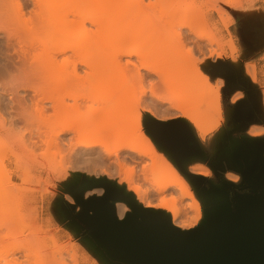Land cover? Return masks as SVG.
I'll use <instances>...</instances> for the list:
<instances>
[{
	"label": "rangeland",
	"instance_id": "1",
	"mask_svg": "<svg viewBox=\"0 0 264 264\" xmlns=\"http://www.w3.org/2000/svg\"><path fill=\"white\" fill-rule=\"evenodd\" d=\"M20 1H21L19 2L20 4L21 3L25 4V6L22 5L21 9L27 7L25 9L26 11L22 10L23 15H25L27 12L26 14L27 16L26 15L25 16L26 17L29 16L28 20H31L33 18L30 22L34 20L33 22L35 23L37 19L36 22H38V24L35 23V25L37 27L38 25L40 26L43 22L39 23V21H43V19L45 20V18L41 19L39 16H36V18L33 17L34 12L35 11L37 12L36 9L37 7H35V5L33 6V4L36 3L30 2V4H26L28 3L29 0H26V2H24L25 0L23 1L20 0ZM30 1H34V0H30ZM66 1L68 2V0ZM70 1L71 2H69L70 4L69 7L72 5V10L76 9L79 6V8L82 9L84 8L86 12H91L92 10L93 11L96 10L95 12L101 13L105 11V8L106 9L107 7L109 8L110 7L109 5L111 4L113 6L115 3L117 6L116 7L117 12H115V15H114L115 9L112 6L111 7L114 9V11L112 9L113 14L112 12L107 14H111L113 16L105 15V13H103L104 15L102 14L105 17V20L103 19L102 16L101 18L104 21L101 23L99 28L98 26H96V24L94 25V23L86 21L87 24L86 26L88 29L86 32H89L91 34L94 33L96 29H99L100 37L93 44V46L88 52H86L81 58L75 59L80 69L79 73L82 77V81L81 83L79 82V84H77L75 80H73L74 83L76 84L73 83L72 85L71 83V86L66 87L67 84H65L62 81H64L65 78L67 79V77L71 74L74 65L73 64L66 65L63 62V64L65 65L63 66L62 65L63 60H61V62L59 61L60 64L57 63L58 66H54L56 65V63H54V65H51L53 67H50V63H48L47 60L49 58L47 57L49 56L47 54L49 53L45 52L46 50H44L42 53L43 46L42 44L40 45L37 42V47L39 48V50L37 48V51L39 52L34 51V53L37 52V55L41 54L39 58L40 62L46 59L45 57H47L46 59L47 65L46 64L45 65L50 69L48 68L46 69L45 67L44 69H42L43 71L42 73L43 74L45 73L46 75H41L42 73H40V75L38 74V76L35 77V79L37 78L36 80L35 79L32 80L33 82L32 84L35 85L34 87L35 90L23 89V87H21L22 89L19 88L18 86L19 84H17L18 81L13 82L12 80H15L16 77H18V75L21 76L23 72L19 71L21 73L19 74L17 65L15 66V69H11L13 67L11 66L10 71H8L9 67H7L8 65L6 66L7 59L5 58V54H3L6 51L5 44L7 40L6 38L7 34L6 32L4 34L5 30L2 31L0 30V45H2L1 47L3 48V50L0 51V149L7 148L9 150L8 154L5 156L4 154H2L0 150L1 153L0 162L2 163L13 162L15 160L16 162H19L20 168H22L23 170L25 169L27 171L26 173V171L24 170L25 173L22 174L21 176L15 175L14 179L11 178L7 179L8 178L7 175L4 178L2 174L3 172L1 171V167H0V178H1L0 195L1 196H3L4 194L7 195V200L5 201L3 200L4 204H2L1 201V205H0V234L2 237L3 236L6 237V238L4 237L2 238L0 236V239H2L1 245L3 244L2 247H0V251L4 252L6 249H9L8 247L10 246H8V243L11 245L12 248V246L15 245L14 243H16L17 246H13V247H18L20 246L19 243L22 242L20 244L26 247V251L20 253L17 252L16 260L21 263L24 262L23 264H32L35 261L33 260V257L38 260L37 264H48L47 262L50 261H54L52 262L53 264L55 263L58 264L56 261L60 260V258L61 260L63 259V264H72V263L107 264L104 261V259L101 258V256L95 250V248H93L88 243V241L84 237V234L80 233L75 227L71 226L69 221L65 219V217L59 210V203L63 199L73 204L76 203L73 195L69 192L67 186L68 184L74 182L77 178L81 177L82 175H87L91 178H108L112 181L117 182L120 186H125L128 191L133 192L128 188L129 181L128 179H126L127 176L125 171H126V167L129 166L130 169H133L132 167L134 166L135 167L134 168L135 170L133 169L134 173L129 172L131 170H127L131 178L133 177L132 181L134 183L137 182V185L138 184L142 185V188L145 190L148 189L149 187L148 189L149 197H150L149 201L154 205L159 204L161 199V194L157 193V191L153 188L154 187V185H152L153 183L149 182V181L153 182V180L144 179L143 177L144 173L142 172L143 169L140 168L142 167V162L138 164V162L135 161L133 158H131V156L128 153L127 154L121 153L120 156H118L119 157L118 158L117 156H115V154L113 155V153L111 155L104 154L106 153V151L102 148L100 149L99 147L97 148L96 152L85 153L81 151L79 153L80 155L77 156L76 154L73 155L72 153H67L68 149L65 145L58 146L55 144L56 145L55 147L54 143L49 144L46 141L45 144H42L44 141L42 142L40 141V138H38L40 137V134L41 135L44 134L43 137L45 136L46 139L45 137L44 139L47 140L48 138L50 139L52 135H54L52 134L54 132H51L52 130H50L48 132L50 133V135L52 134L50 136L46 132L47 127L43 128V126H45L43 125L44 122H41L42 124L40 123L42 125L41 126L39 124L40 121L38 119L35 120L36 118H34L33 120L30 119V121L32 122H27L29 121L27 120L28 116L31 114L29 113L28 116L26 114L30 111L33 114L35 112L33 111V107L30 106L32 105V103H30L31 100L29 101L31 97H34L35 92L38 91L40 95L46 94V96L48 97L53 96L61 99L65 98L63 100H67L68 102H72L73 101L72 99H74L77 96H89L91 98H95L98 101V106L105 109L110 108L111 106L112 107L115 106L116 103L108 104L101 99L102 97H111L113 94H117L113 96L115 102H119L121 104L130 102L129 104L130 110L124 116L117 118L116 124L128 123L129 129L136 131V136L131 140V143L139 144L143 148L145 147L151 148L154 152L160 155L162 162H165L167 159L171 160L172 166L166 172L175 175L179 174L180 176L182 175V177L186 181H189V184L191 185V191L194 194V198L198 202H200L203 206V212L205 211V204L201 200L198 191L191 183L190 179L181 172V170L173 162L169 154L161 150L154 141V139L152 138V136L147 133L144 124L146 115L151 114L156 118L164 121H169L175 118H181L186 114L196 119L197 123L206 130L205 137H202L200 135L196 126L191 121L189 120L187 121L191 125L193 131L195 132L197 139L200 145L202 146V148L204 149V151L206 152L208 158L206 160L195 159L189 162V164L187 165V169L195 174L206 176L217 184H221L224 181H232L234 183L239 184L242 181L241 174L236 170H234L233 168L229 167L226 162V157L231 149V145L234 140L242 139L244 137L264 138V0H224V2H220L218 0H211L213 1V3L216 2L217 6H214L213 3L206 2L205 0H197V1L174 0V4H173V0L172 1L166 0L167 3L164 0H159V3H155L158 0H145L146 2H144V4L143 3L134 4L131 2H127L128 4L125 3L124 5L123 3L120 5L118 3V0H70ZM204 1L208 5L205 4ZM150 2H154L155 4L152 3L154 5L151 6ZM0 3H3V6L0 5L1 7H3L2 9L0 8V11L7 12L8 10L9 12V13L7 12L6 16L12 13L10 11H13L15 14H17L15 12L16 10V7L14 6L15 3L13 5L12 0H9V2H7V4L9 3L8 5L4 2H0ZM71 3H75V4H71ZM61 4H62V0H61ZM212 4L214 8H212ZM220 4L223 7L221 8L223 9V11L222 10L219 11ZM66 5L68 4L65 3L64 11H66L68 7ZM209 5L211 6V8ZM4 6H6L5 7L6 9H4ZM7 6H9V8L11 6L10 11L9 9H7L8 8ZM48 6H50V3L47 4L46 6H43L42 12H45ZM196 6L202 8L204 12L207 11L206 13L207 14L209 13L208 14L209 17L212 15L211 18L208 19L209 23L205 28L206 31L211 33V35L215 36L217 39L222 41V44L224 46L223 48H221L222 50L220 49V46L217 48L215 47L214 44H210V42L208 43L209 41L208 39H204V40H200V42L203 45V49H200L199 51L198 46L195 43L196 40H198L199 38L197 37V34L195 35L194 33H192L188 27L190 23H194L195 21V20L193 21L192 14L194 12H195L194 14H196L197 11H194ZM33 7L35 8V10L33 9ZM111 7L109 8L110 10L109 9L107 10L111 11ZM28 9L31 11L32 17H30V12H28ZM18 12L21 13L19 9ZM1 13L2 12H0V14ZM14 13L13 15H15ZM74 13H70V16L68 14L67 17L68 18L75 17ZM94 13H88V14L85 13L83 16H86V14L87 16H89V14L90 15L92 14L94 16L95 15ZM100 13H96V14H100ZM222 13H223V17H220L221 16L220 14ZM168 14L169 15L172 14L171 17H168L169 16ZM173 14H175L174 16L176 18L173 17ZM18 15L22 16V14H18ZM3 16L6 17L5 14ZM3 16L1 19L5 21V18ZM122 16H124V19H130V17H132V19H130L131 22L139 21L137 24L138 27H136L134 23L133 24L130 23L129 22L130 20H128V22L125 21ZM37 17L40 19H38ZM75 18L77 19V15ZM79 19H77V21ZM164 20H166L165 22L167 25L165 24ZM3 21L1 22L0 20L1 25ZM26 21L27 20H25V22ZM140 21L144 23V27H142L143 24L142 26L141 24H139ZM184 21L187 23L184 24ZM21 22L20 21L18 22V20L16 21L19 27L22 26L21 24H19ZM28 22L29 21H27L26 23L29 24L27 30L32 29L30 27H33L32 23L30 24ZM72 22L73 25H75L76 21L74 22L73 20H71V23ZM81 23L82 21L81 22L79 21L77 28L76 26H74V28L76 29V30L74 29L75 31L80 32L78 31V29L79 27H81L82 25ZM130 24L135 26L134 29L137 28L136 30L138 31L133 29L134 31L137 32L136 34H134L135 32L133 33L131 32L133 26H131ZM55 25L56 23L54 24V26ZM139 25L143 28L142 30H139L140 28ZM43 26L44 27H41L43 28L41 31L36 27L37 30L39 31V33H37L39 39L35 36L36 39H38L37 41H40V37L42 41L48 40V38L52 35H55V32L57 31V29L55 28L54 30H50V29L46 30L45 24ZM22 27L25 28L27 26H22ZM22 27L20 28L23 31L24 28L22 29ZM119 27H121V31H118ZM219 27L221 28L219 29ZM65 29L67 28L65 27ZM158 30L160 31V33L162 32L160 36H158L159 34H157ZM179 30L181 33L179 32ZM33 31L31 32L32 34ZM75 31H73V33H77ZM81 32L85 34V31L83 32V29L81 30ZM122 33L125 36L128 34L129 37V38L128 37L125 38L124 42L121 39V36L123 35ZM177 33L182 34L183 37L186 36L190 39L189 40L190 42L188 41V47L191 45L189 48L192 47L195 48L194 51L196 52L194 55H190V53L188 52L189 51L188 47L186 48L188 51L186 49L185 50L189 54L184 55L185 52L183 51L184 52L183 53L182 50L181 52L177 53V54H181L182 56L175 55V53L170 49V47L169 48L167 47L168 45L171 46L172 44L175 47L179 46V45L176 46L179 41V39L177 40L176 38V36H178ZM118 34H120V40H122V43H120L117 39L119 38ZM116 35H118V37ZM161 41L163 42V44H161L162 43ZM35 45L36 43L34 44V47ZM122 46H127L129 50L136 49L138 51L143 52L146 60H149L155 66H159V65L161 66L162 64V67L163 66L165 67L167 65L172 64L173 66L174 64H176L175 68L177 69L180 67H181L180 69L186 67L185 69L188 70L187 72H190L189 75L187 74L189 77L186 75L188 78L184 77L185 79H183V76H180L182 79H178L175 78V74H173L174 76L171 74L173 78H170L169 81L168 80L169 74H168V79H165L168 80V82H166L167 84H165L164 83L165 80H163L165 76L160 77L156 74H150L148 73L147 70L142 69L141 71L146 75L147 79L145 81V84L143 85L144 88H146L145 89L146 95L143 96L144 99L141 102H138L135 99L139 95V92L141 93L144 90L143 86L138 84L135 86V87L138 86L137 90L134 89L135 90L134 92H129L125 94L119 93V85L117 84L116 86H113L111 88L95 87L94 82L96 79H99L100 77L111 78V77L122 76V78L119 79L120 81H122L124 78H128L130 81L134 79L132 82L138 83V81H135V74H136V68L140 67L142 61L141 54L137 53L134 54L132 57L128 58L130 60V63H126L127 57H124L123 63L126 64V67L123 71L122 70L120 71L118 68H116L110 63L109 57L113 52V50L121 49ZM209 47L211 48V50ZM40 48H41V53H40ZM167 48L171 50V52H173V55H168L169 50ZM178 48H175V50ZM215 48H217L218 50H216ZM212 49L216 50V52H214L213 55L210 53L213 51ZM219 49H220L219 53L222 54V58H218V55L216 54L219 51ZM44 53L47 56L43 57ZM88 60L93 61L94 64L92 66H87L85 63L81 62V61L86 62ZM8 62L11 63L12 61L9 60ZM220 63H227L231 65L235 70V72L239 74L241 78L247 79L251 82L253 86L254 94L258 99V104L261 112L260 116L258 117V120L246 121L244 124H242L241 120H239L236 117L235 110L237 104L244 100L249 101L250 95L242 87H239L230 93L225 92L227 88L226 78L221 76H214L211 74V68L215 65L216 66L219 65ZM41 66L42 64L36 63L33 64V67L31 65L30 68H28V70L29 69L34 70L37 67H41ZM5 68L7 69V71ZM11 70L12 71L14 70L12 72L13 74L11 73ZM15 70L17 71L16 73ZM47 70L49 71V73L51 72V75L48 73ZM14 73H15V77H14ZM17 73L18 75L16 76ZM170 73L172 72L170 71ZM11 77H13V79ZM45 77L48 79V81ZM161 79L163 80V82L160 81ZM40 82L41 85L39 84ZM44 82H46V84ZM62 83L65 85L64 87ZM67 83H69V81ZM155 83L157 84L156 87H154L156 85ZM42 84L43 87H41ZM15 85L18 87L14 89ZM44 85L46 86L45 89H44ZM36 86L38 88H36ZM47 86L51 88H48ZM53 86H56V88ZM40 87L42 88L44 93L46 92L45 94L44 93L42 94L41 92L42 90H40L41 89ZM154 88L155 91L162 96V98L164 97L163 98L164 102H160V100L158 101L157 98L153 97L151 91L154 90ZM32 91H34V93ZM38 93L36 94L38 95ZM168 100L173 102L176 101V103L178 102L179 104L177 106V109H174L175 104L174 103L170 104ZM26 101H28V103ZM92 103L94 102L88 101L80 109H74V110L71 109L69 110L70 112L68 111L69 113L67 115L74 116L79 112L85 113L87 112L88 105L90 106L92 105ZM179 105L182 106V110L180 109ZM12 107L14 108L12 109ZM21 107L22 109L19 110ZM15 108L16 111L19 113H16ZM17 108L19 109L17 110ZM23 109L26 110V112ZM48 109L50 110H48L49 113L47 115H49L48 118L50 119L49 121L47 120L48 125L46 126H49L48 129H50V127L53 124H55L58 118L52 116L54 115L55 112L51 110V108ZM23 111L27 117L24 115ZM21 113L27 118L26 120H24L25 118L24 116L22 117ZM100 114L101 113L98 112V116H100ZM35 122H38V124L37 123L35 124ZM32 123L35 126H33ZM38 125L40 126L38 127V129H36L37 128L36 126ZM41 128H43L42 131H44V129L46 128L44 132H46L49 136L44 132L41 133ZM35 130L37 131L40 130V132H36ZM37 134H39V136H37ZM71 135L72 134L70 133L65 134L62 136V139L68 141ZM32 139L34 141H37L38 143L40 142L42 143L40 144V146L39 145L37 146V144L35 146V142H32ZM59 147L61 148L59 149ZM62 148L63 150L66 149L67 152L66 151L64 152L68 154V156L63 151H61ZM102 150H104L105 152ZM107 155L109 158L105 157ZM70 156L72 158L73 157L75 158L71 159ZM83 157L89 160V164L88 161L85 160ZM145 159L149 162H152L151 158L149 157H146ZM67 160L70 163H68ZM118 160L121 161L122 164L125 163L124 164L125 166L123 165V167H120L121 163ZM76 161L79 162L77 163ZM93 161H95V163H93ZM126 161L130 164H128ZM117 162L120 165L119 167L116 164ZM97 163L98 165H96ZM131 163L133 164V166ZM212 164H216L217 167H213ZM101 165L102 166L104 165L103 166L104 168ZM9 166L11 170L15 168V167L13 168V164H9ZM103 169L108 170L110 174L108 172H105ZM123 169H125V171ZM136 170H138V172L140 173L137 172L135 173ZM130 173L131 174L133 173L132 174L133 176ZM142 173L143 175H141ZM120 174H122L123 176L122 179H120L121 176ZM3 180L6 181L7 183L4 182ZM22 187L25 188H23L22 190ZM172 191L173 189L170 188V190H168L166 194L169 195L170 193H172ZM8 192H9V197H8ZM103 192L104 190L95 189L89 191L87 193V196H91L93 194H102ZM135 196L137 197L136 194ZM194 198H190L187 201L193 203ZM129 211H131L130 207H129ZM190 215L195 216L196 215L195 210L190 209ZM203 219H204V215L203 218L200 219V223L203 221ZM190 221H194V220L191 219ZM5 240L6 241L8 240L9 242L8 241L6 242ZM19 240L20 242H18ZM55 241L56 243L53 244V242ZM3 242H5L6 244ZM58 248L61 249H59L60 251H57L56 253L55 249L58 250ZM27 250H30V253L33 251L32 253L35 256H32L30 254L28 255V257L24 256V254L26 255V252L28 253ZM73 255L75 257H73ZM55 256H57L59 259L56 258ZM31 258L33 261L31 260ZM29 261H31L32 263L31 262L29 263Z\"/></svg>",
	"mask_w": 264,
	"mask_h": 264
},
{
	"label": "bare ground",
	"instance_id": "2",
	"mask_svg": "<svg viewBox=\"0 0 264 264\" xmlns=\"http://www.w3.org/2000/svg\"><path fill=\"white\" fill-rule=\"evenodd\" d=\"M23 1V0H22ZM164 1H166V0H164ZM168 1V0H167ZM167 1H166V3H167ZM170 1H172V0H170ZM197 1V0H196ZM206 2H211V3H213V1H211V0H209V1H207V0H205ZM204 1V3L205 4H207L206 2ZM218 1H220V2H224V0H218ZM0 2H4V3H6L7 4V2H9V0H0ZM11 2V1H10ZM12 4L14 5V3H15V7H16V10H15V12L17 13V14H15L13 11H10V8H11V6H10V8H9V6H7L8 8L7 9H9V11L10 12H12V13H10V14H8V16H6L7 15V12H8V10H7V12H4V11H0V12H2V13H4L5 14V16L6 17H4L3 15L4 14H0V16L2 15L4 18H5V21H3L1 18H2V16H1V18H0V20H1V22L3 21V23H2V25H1V22H0V30L2 31V30H5L4 31V34H5V32H6V34H7V40H6V51L5 52H7V53H3V54H5V58L7 59V64H6V66L7 67H9L8 69V71H10V67L11 66H13L11 69H15V66L17 65V67H18V72L20 71V72H23V74H21L20 72H19V74H21V76H23V77H21L20 75H18V73L16 74V76L18 75V77H16V79L15 80H12L13 82H16V81H18V83L17 84H19L18 86H19V88H21V87H23V89H33V90H35L34 89V87H35V85H33L32 83V80L33 79H35V77L36 76H38V74L40 75V73H42L43 71H42V69H44L45 67H46V69L48 68L46 65V59H47V57H49L47 60H48V63H50V67H53V66H51V65H54V63H56V65H54V66H58L57 65V63L58 64H60L59 63V61L61 62V60H63L62 61V65L63 66H65L64 64H63V62L66 64V65H69V64H73L74 65V68H73V71L71 72V74L68 76L69 77V80H68V77H67V79L65 78L64 79V81H62V82H64L65 84H67L66 85V87L67 86H71V83H72V85H73V83H74V81L73 80H75V82L77 83V84H79V82L81 83V81H82V77H81V75H80V69H79V66L77 65V62H76V60L75 59H78V58H81L86 52H88L90 49H91V47L93 46V44L98 40V38L100 37V35H99V29H96L95 31H94V33H89V32H86L88 29H87V24H86V21L88 22H92V23H94V25L96 24V26H98V28L100 27V25H101V23L105 20V17L103 16L104 14L103 13H105V15H110V16H113V15H111V14H107V13H111L112 12V14H113V11H114V9H115V11H114V15H115V12H117V9H116V4L114 3V5L112 6V4L111 5H109L110 7H111V11H109L110 9V7L108 8L107 7V9H109V10H107L106 8H105V11H103V12H95V11H91V12H86V10L83 8H79V6L78 5H75V6H78L76 9H74V10H72V5L69 7V2H71L70 0H68V2L66 1V0H64V2L66 3V4H68V5H66V6H68L67 7V9H66V11H64L65 9H64V5H65V3L63 2V0H62V4H61V0H60V2H59V0H34V1H28V3H26V4H30V2H34V3H36L38 6H40V7H38L36 4H33V6L35 5V7H37L36 9H37V12L35 11H32V12H34V14H33V17L34 18H36V16H39L41 19H43V18H45V20L43 19V21H39V23L40 22H45L44 24H45V28H46V30L47 29H50V30H54V28L55 29H57V31L56 32H58V33H56L55 32V35H52V36H50L49 38H48V40H45V41H42L41 40V37H40V41H37L38 39H39V36H38V34L37 33H39V31L37 30V28L41 31L43 28H41V27H44L43 25V23L39 26L38 25V27L35 25V23L36 24H38V22H36L37 21V19H36V21H35V23L32 21V22H30L31 20H28V18H29V16L28 17H26L27 15V12H26V14H25V12H24V14L26 15H23V12H22V10H25L27 7H25V8H22L21 9V7H22V5H24L25 6V4L23 3H19V2H21L20 0H12ZM24 2H26V0L24 1ZM127 2H131V3H134V4H139V3H143L144 4V2H146L145 0H118V3L121 5L122 3H123V5L126 3V4H128ZM176 2V1H175ZM50 3V6H48V8H46V10H47V12H46V10H45V12H42L43 11V6H46L47 4H49ZM64 3V4H63ZM152 3H154V2H150V5L151 6H153L155 3H159V0L157 1V2H155L154 4H152ZM165 3V2H164ZM201 3H202V1H201ZM219 3V2H218ZM5 4V5H6ZM9 4V3H8ZM7 4V5H8ZM52 4V5H51ZM71 4H75V3H71ZM170 4V3H169ZM173 4H174V0H173ZM204 4V5H205ZM214 4V6H217L216 5V2L215 3H213ZM213 4H212V8H214L213 7ZM0 5L1 6H3V3H0ZM11 5V4H10ZM19 5V6H18ZM208 5V4H207ZM211 5V4H210ZM209 5V6H210ZM0 6V8L2 9L3 7H1ZM28 6V5H27ZM31 6V5H30ZM29 6V7H30ZM6 6H4V9H6L5 8ZM19 7V8H18ZM42 7V8H41ZM197 7V6H196ZM195 7V9H194V11H197L196 12V14H192L193 15V21H194V23H190L189 25H188V27H189V30L192 32V33H194L195 35L197 34V37L199 38L198 40H196V44H197V46H198V49H199V51H200V49H203V45H202V43L200 42V40H204V39H208V40H206V41H208V43L210 42V44H214L215 45V47H219L220 46V49L221 48H223L224 46H223V44H222V41H220L219 39H217L215 36H213V35H211V33L210 32H208V31H206V26L208 25V23H209V18H211V16L209 17L208 16V14L206 13V12H204V10H202V8H200L199 6L196 8ZM207 8V7H206ZM210 8H211V6H210ZM215 8H217V7H215ZM220 9H219V11H223V9H221V8H223L222 6H221V4H220V7H219ZM3 9V10H4ZM18 9H19V11L21 12V13H19L18 12ZM33 9L35 10V8L33 7ZM32 9V10H33ZM82 9V10H81ZM112 9H113V11H112ZM40 12H39V11ZM70 10H72V11H70ZM75 10H76V12H75ZM6 11V10H5ZM26 11V10H25ZM85 11V12H84ZM218 11V12H219ZM28 12H30V17H32L31 16V11L28 9ZM68 12V13H67ZM75 12V13H74ZM80 12V13H79ZM95 12V13H94ZM172 12V11H171ZM9 13V12H8ZM13 13L15 14V15H13ZM42 13V14H41ZM46 13H47V15H46ZM67 15H66V14ZM70 13H74V16L76 17V15H77V19H79V17H80V19L77 21V19L75 18V17H73V18H75V19H73L72 17V19L69 17H67L68 16V14H69V16H70ZM83 13V14H82ZM85 13H94L95 15L93 16L92 14L90 15L89 14V16H87V14H86V16H83ZM96 13H100V14H96ZM168 13V12H167ZM221 13V12H220ZM12 14V15H11ZM18 14H22V16L21 15H18ZM44 14V15H43ZM82 15V17H81V15ZM103 14V15H102ZM170 14V13H169ZM168 14V15H169ZM71 15H73V14H71ZM98 17H97V16ZM172 15V14H171ZM171 15H169L168 17H171ZM175 14H173V17H175L174 16ZM188 15V14H187ZM221 16L220 17H223V13L222 14H220ZM21 17V18H19V17ZM25 18H24V17ZM42 16V17H41ZM44 16H46V17H44ZM103 16V19L104 20H102V17ZM195 16V17H194ZM23 17V18H22ZM84 17V18H83ZM107 17V16H106ZM123 17V19H124V16H122ZM18 18V19H17ZM38 18V17H37ZM40 18H38V19H40ZM82 18V19H81ZM125 18H127V17H125ZM129 18V17H128ZM176 18V17H175ZM174 18V19H175ZM23 19H25V20H27V21H29L28 23H32V26L33 27H30V28H32V29H29V30H27L28 29V25L29 24H26L27 23V21L25 22V20H23ZM130 19H132V17H130ZM130 19H124L125 21H127L128 22V20H130ZM164 19V18H163ZM169 19V18H168ZM186 19V18H185ZM184 19V20H185ZM190 19V18H189ZM224 19V18H223ZM18 20V22L20 21H22L21 23H19V24H21L22 26H27V27H22V26H20V27H22V29H23V31L21 30V28L17 25V23H16V21ZM70 21V23H69V21ZM71 20H73L74 22H75V25H73V22L71 23ZM133 20H134V18H133ZM176 20V19H175ZM211 20V19H210ZM215 20V19H214ZM79 21L81 22L82 21V25H81V27H79V29H78V31H80V32H77V31H75L76 29L74 28V26H76V28H77V26H78V24H79ZM166 20H164V22H165ZM191 21V20H190ZM130 23H134V25L136 26V27H138L137 26V24H138V22L139 21H132L131 22V20L129 21ZM171 22H172V20H171ZM189 22V21H188ZM23 23V24H22ZM46 23H48V24H46ZM56 23V27L54 26V24ZM170 23V22H169ZM168 23V24H169ZM185 23H187V22H185L184 21V24ZM26 24V25H25ZM52 24V25H51ZM77 24V25H76ZM104 24V23H103ZM139 24H141V26H142V24H143V26L142 27H144V23L143 22H141L140 21V23ZM165 24H166V22H165ZM214 24V23H213ZM37 27H35V26ZM48 25V26H47ZM71 25V26H70ZM131 25V24H130ZM134 25H131V26H133L132 27V30H131V32L133 33V32H135L134 34H136L137 32L136 31H138V30H136V29H134L135 28V26ZM167 25V24H166ZM31 26V25H30ZM48 28H47V27ZM52 26V27H51ZM68 26V27H67ZM140 25H139V27L141 28H139V30H142L143 28L141 27ZM173 26V25H172ZM183 26V25H182ZM212 26H214V25H212ZM65 27L67 28V29H65ZM86 27V28H85ZM209 27V26H208ZM36 28V29H35ZM44 28V29H45ZM51 28H53V29H51ZM85 28V29H84ZM123 28V27H122ZM199 28V29H198ZM201 28V29H200ZM212 28V27H211ZM216 28V27H215ZM218 28V27H217ZM221 27H219V29H220ZM75 29V30H74ZM83 29V32L85 31V34L84 33H82L81 32V30ZM130 29H131V27H130ZM136 30V31H134V30ZM181 29V28H180ZM204 29V30H203ZM36 30V31H35ZM75 31V32H77V33H79V34H77V33H73V31ZM98 30V31H97ZM127 30H128V28H127ZM200 30H202V31H200ZM209 30V29H208ZM29 31H30V34H29ZM33 31V34L31 33ZM49 31V30H48ZM118 31H121V27H119V29H118ZM211 31V30H210ZM28 32V33H27ZM127 32V31H126ZM159 32V33H158ZM176 32H178V31H176ZM179 32H180V30H179ZM119 33H121V32H119ZM125 33V32H124ZM162 33V32H161ZM161 33H160V31L158 30L157 31V34H159L158 36H160L161 35ZM181 33V32H180ZM212 33H214V32H212ZM219 33V32H218ZM29 34V35H28ZM37 34V35H36ZM76 34V35H75ZM123 34V33H122ZM121 34V35H122ZM129 34H130V32H129ZM178 34V36H176V38H177V40L179 39V41H178V43H177V45L176 46H178V47H175L173 44L170 46V45H168L167 47L169 48L170 47V49L175 53V55H178V56H182L181 54H177L178 52H181V50H182V52L184 51L185 52V54L184 55H186V54H189L190 53V55H194L195 54V52L196 51H194V49L195 48H189L188 47V41L190 40L188 37H183L182 36V34H179V33H177ZM176 34V35H177ZM188 34V33H187ZM119 35V38H117L118 39V41L120 42V43H122V40H123V42L125 41V38H127L128 37V34L125 36L124 34L121 36V39L122 40H120V34H118ZM118 35H116L117 37H118ZM219 35V34H218ZM34 36V37H33ZM38 38V39H36V37ZM131 36V35H130ZM123 37V38H122ZM35 38V39H34ZM129 38V37H128ZM37 42H38V44H42V46H43V49H42V53H43V51L44 50H46L45 52H48L49 54H47V55H49V56H47V55H45V53L42 55L43 57H45V56H47V57H45L46 59H44L43 61H41L40 62V55L41 54H39V55H37V52H39V51H37ZM162 42V41H161ZM190 42V41H189ZM30 43V44H29ZM36 43V45H35V47H34V44ZM176 43H174V44H176ZM207 43V42H206ZM226 43V42H225ZM31 44H32V46H31ZM161 44H163V42L161 43ZM207 45V44H206ZM217 45V46H216ZM2 45H0V47H1ZM4 46V45H3ZM208 46V45H207ZM41 47V46H40ZM189 48V51L186 49V48ZM211 47V46H210ZM209 47V48H210ZM2 48V47H1ZM0 48V51L1 50H3V48L1 49ZM36 48V49H35ZM167 48V49H168ZM175 48H178V49H176L175 50ZM207 48V47H206ZM217 48H215L216 50H218ZM189 52H187L186 50ZM213 50L212 52H210L212 55H213V53L214 52H216V50ZM220 49H219V51L216 53L217 55H218V58H222V54L221 53H219L220 52ZM38 50H39V48H38ZM169 50V49H168ZM171 50H169V53H168V55H173V52H171ZM175 50V51H174ZM210 50H211V48H210ZM222 50V49H221ZM34 51H37L36 53H34ZM183 52V53H184ZM187 52V53H186ZM207 52H209V51H207ZM40 53H41V48H40ZM137 53H139V54H141L142 55V61H141V64H140V67H137L136 68V74H135V81H138V83L137 82H132L133 80H129L128 78H124L122 81H120L119 79H121L122 78V76L121 77H109V78H104V77H100L99 79H96L95 80V82H94V86L95 87H98V88H111V87H113V86H116V84L117 85H119V93L120 94H125V93H129V92H134L135 90L134 89H138V86L137 87H135L137 84L138 85H141V86H143L144 84H145V81H146V75L141 71L142 69H145V70H147L148 71V73H150V74H156V75H158V76H160V77H164L165 76V78L163 79V80H165V79H168V74H169V81H170V78H173V74H175V78H178V79H182L180 76H183V79H185L188 75H189V73L190 72H187L188 70L187 69H185L186 67H183V69H180V68H175V65L176 64H174L173 66H172V64L171 65H167V66H163L162 67V64H161V66L159 65V66H155V65H153L149 60H146V58H145V56H144V54H143V52H141V51H138V50H136V49H133V50H129L128 49V47L127 46H122V48L121 49H114L113 50V52L111 53V55H110V57H109V59H110V63L113 65V66H115L116 68H118L120 71L122 70H124L125 69V67H126V64L125 63H123V60H124V57H127V60H126V63H130V60L128 59V58H130V57H132L134 54H137ZM209 53V54H210ZM190 55H188V56H190ZM207 56V55H206ZM204 57V56H203ZM196 58V57H195ZM39 61H38V60ZM145 59V60H144ZM9 60H11L12 62L10 63V62H8ZM36 60H37V62H36ZM75 60V61H74ZM40 63V64H42V66L41 67H35L36 69H32V70H28V68H30V66L32 65V67H33V64H36V63ZM43 62V63H42ZM82 63H85L87 66H92L93 64H94V62L93 61H91V60H88V61H81ZM46 64V65H45ZM5 66V65H4ZM38 66V65H37ZM59 66H61V65H59ZM56 68V67H55ZM6 69V68H5ZM48 69H50V68H48ZM177 69V70H176ZM16 70H17V68H16ZM15 70V73L17 72ZM176 70V71H175ZM5 71V70H4ZM6 71H7V69H6ZM5 71V72H6ZM14 71V70H13ZM12 70H11V73L13 72ZM48 71V70H47ZM170 71L172 72V73H170ZM173 71H175V72H173ZM8 73V72H7ZM15 73H14V77H15ZM48 73H49V71H48ZM9 74V73H8ZM13 74V73H12ZM11 74V75H12ZM50 75H51V72L49 73ZM173 76H172V75ZM178 74V75H177ZM188 74V75H187ZM10 75V74H9ZM41 75H46L45 73L43 74H41ZM171 75V76H170ZM187 75V76H186ZM47 76H48V74H47ZM177 76V77H176ZM50 77V76H49ZM185 77V78H184ZM189 77V76H188ZM187 77V78H188ZM12 79H13V77H11ZM42 78V77H41ZM46 78V77H45ZM219 78V77H218ZM37 79V78H36ZM35 79V80H36ZM39 79V78H38ZM44 79V78H43ZM47 79V78H46ZM163 80L161 79L160 81H162L163 82ZM168 80H165L164 81V83L165 84H167L166 82H168ZM220 80V79H219ZM11 81V80H10ZM38 81V80H37ZM47 81H48V79H47ZM46 81V82H47ZM69 81V83H67ZM223 81V80H222ZM35 82V81H34ZM46 82H44L45 84H46ZM36 83V82H35ZM76 83H74V84H76ZM154 83V82H153ZM153 83H152V85H153ZM13 84V83H12ZM40 85H41V82L39 83ZM49 84H50V82H49ZM52 84V83H51ZM63 84V83H62ZM156 84V83H155ZM18 86H16L15 85V87H14V89L15 88H17ZM65 85L63 84V87H64ZM157 86V84L154 86V87H156ZM41 87H43V84H42V86ZM40 87V88H41ZM48 87V86H47ZM53 87H55L56 88V86H53ZM36 88H38L37 86H36ZM46 88V86L44 85V89ZM48 88H51V87H48ZM151 88H153V87H151ZM22 89V88H21ZM144 89V90H143ZM143 91L140 93L139 92V95L135 98L138 102H141L144 98H143V96L144 95H146L145 93H146V91H145V89L146 88H144V86H143ZM39 90V89H38ZM40 90H42V88L40 89ZM53 90V89H52ZM27 91V90H26ZM46 91V90H45ZM50 91V90H49ZM33 93H34V91H32ZM42 92V94L44 93V91L42 90L41 91ZM152 92V95H153V97L154 98H157V100L159 101L160 100V102H164V97L162 98V96L161 95H159L156 91H155V88H154V90H152L151 91ZM36 93H38V91L37 92H35V95L34 94H31V95H34V97H31V99H29V101L31 100V102L30 103H32V105H30V106H32L33 107V111H35L34 112V114L33 113H31V111H30V109H29V111L30 112H28L26 115L28 116V114L30 113L31 115H29L28 116V119L26 118L27 116L25 115V113H24V111L26 112V110H24L23 111V113H24V115L26 116H24V115H22V113H21V115H22V117L24 116V120H29V121H27V122H32V121H30V119H34V118H36L35 120H39L38 122H39V124L41 123V122H44L43 123V125H45V126H43V128L44 127H47V130H46V132L48 133L50 130H52L51 132H54V133H52V134H54V135H52V137H50V139L48 138L47 140H45L46 139V137H45V139H44V137H43V135H41L40 134V137H38V138H40V141H44L43 143L42 142H40V143H38L37 141H34L33 139H32V142H35V146H36V144H37V146L39 145L40 146V144L42 143V144H45V141L47 142V143H49V144H52V143H54V145L56 144V145H61V146H63V145H65L66 147H67V149H68V152L66 151V149H64L63 150V148H62V150L61 151H66L67 153H72L73 155H80L79 153L81 152V151H83V152H85V153H93V152H96L97 151V148H99L100 147V149L102 148V149H104L105 151H106V153H104L105 151L104 150H102V151H104V152H102V153H104V154H109V155H111L112 153H113V155L115 154V156H120V154L122 153H128L130 156H131V158H133L135 161H137L138 162V164H140L141 162H142V167H140V168H142L143 170H142V172L144 173V175H143V173L141 174V175H143V177H144V179L145 180H153V182H151V181H149L150 183H153L152 185H154V189L157 191V193H159V194H161V199H160V203L159 204H157V205H154L153 203H151L150 201H149V187H148V189H143L142 188V185H140V184H138L137 185V182L136 183H134L133 181H132V179H133V177L131 178V176L129 175V172H133V169L135 168L134 166H133V164H134V162H133V164H132V168L133 169H130V167L128 166V164H130V163H128L127 161V166L129 167V169H128V167H126V171H125V169H123L125 172H126V179H128V181H129V183H128V188H129V190H132L136 195H137V199L139 200V202L141 203V204H143V205H145L146 207H151V208H155V209H161V210H165L167 213H169L170 215H171V218H172V221H173V223L176 225V226H178V227H180L181 229H184V230H186V229H192V228H194V227H196L199 223H200V219H202L203 218V215H204V212H203V206H202V204L200 203V202H198L195 198H194V194L192 193V191H191V185L189 184V181H186L183 177H182V175L180 176L179 174L178 175H175V174H172V173H167L166 171L169 169V168H171V166H172V162H171V160L170 159H167L165 162H162L161 161V158H160V155L159 154H157L156 152H154L151 148H149V147H145V148H143V147H141L139 144H134V143H131V140L136 136V131H134V130H131V129H129V124L128 123H122V124H116V120H117V118H119V117H121V116H124L125 114H127V112L130 110L129 109V104H130V102H128V103H124V104H121V103H119V102H115V99L113 98V96L114 95H117V94H113L111 97H102L101 99L104 101V102H106V103H108V104H113V103H116L115 104V106H111L110 108H102V107H99L98 106V101L95 99V98H91V97H89V96H77V97H73L74 99H72L73 101L72 102H68L67 100H63V99H65V98H63V99H61V98H58V97H48V96H46V92L44 93L45 95H40L39 93H38V95L36 94ZM49 95V94H48ZM163 95V94H162ZM166 98V97H165ZM24 101H25V98H24ZM88 101H92V102H94V103H92V105H88V109H87V112H85V113H78V114H76V115H74V116H68L67 114L70 112L69 110H71V109H80L82 106H84ZM169 101V100H168ZM167 101V102H168ZM27 103H28V101H26ZM169 103L171 104V103H174L175 105V107H174V109H177V106H178V102L176 103V101H169ZM25 104V103H24ZM22 105V104H21ZM27 105V104H26ZM173 105V104H172ZM171 106V105H170ZM180 106V109L182 110V106L181 105H179ZM25 107V106H24ZM172 107V106H171ZM7 108V107H6ZM14 107H12V109H13ZM31 108V107H30ZM48 108H51V110H53L55 113H54V115H52L53 117H57L58 118V120L55 122V124H53L51 127H53V128H51L50 127V129H48L49 128V126H46V125H48V122H47V120L49 121V119L50 118H48V116L49 115H47L48 113H49V111L48 110H50V109H48ZM173 108V107H172ZM10 109V108H9ZM19 108H17V110H18ZM22 109V107L19 109V110H21ZM25 109H27V108H25ZM178 110H179V108H178ZM10 111V110H9ZM15 111H16V108H15ZM69 111V112H68ZM98 112H100L101 114H100V116H98ZM16 113H19V112H17L16 111ZM63 113H65V114H63ZM13 114V113H12ZM11 114V115H12ZM33 114V115H32ZM14 116H16V115H14ZM18 116H20V115H18ZM17 116V117H18ZM12 117V116H11ZM51 117V116H50ZM181 118H184V119H186V120H189V121H191L195 126H196V128H197V130L199 131V133H200V135L202 136V137H205L206 136V130L202 127V126H200L198 123H197V121H196V119H194V118H192V117H190V116H188L187 114L185 115V116H183V117H181ZM20 119V118H19ZM22 120V119H21ZM23 120V121H24ZM22 121V122H23ZM14 122V121H13ZM34 122V121H33ZM38 122H35V124L37 123L38 124ZM46 122H47V124H46ZM89 122H90V124H89ZM42 124V123H41ZM40 124V125H41ZM32 125L33 126H35L33 123H32ZM40 125H38V126H36L37 128L36 129H38V127L40 126ZM28 126H29V124H28ZM42 126V125H41ZM43 128H41V133H43L44 131H45V129H44V131H42L43 130ZM40 129V128H39ZM36 132H40V130L39 131H37V130H35ZM46 132H44V133H46ZM46 133V134H47ZM72 134L71 136H70V138L68 139V141L67 140H65V139H62V136L63 135H65V134ZM45 134V135H46ZM49 135H50V133H48ZM47 134V135H48ZM48 135V136H49ZM50 135V136H51ZM37 136H39V134H37ZM47 136V137H48ZM37 140V139H36ZM113 142V143H112ZM112 143V144H111ZM34 144V143H33ZM56 145H55V147H56ZM32 148V147H31ZM35 148V147H34ZM61 147H59V149H60ZM58 149V150H59ZM1 150V152H2V154H4V156L5 155H7L8 154V152H9V150L7 149V148H2V149H0ZM99 152V151H98ZM65 153V152H64ZM1 154V153H0ZM66 154V153H65ZM67 156H68V154H66ZM65 156V155H64ZM104 156V155H103ZM71 157V156H70ZM70 157H68V158H70ZM105 157H108V155L107 156H105ZM117 157H116V160H117ZM122 157V156H121ZM124 157V156H123ZM126 157V156H125ZM146 157H149V158H151V160H152V162H149V161H147L145 158ZM28 158V157H27ZM33 158V157H32ZM73 158H75V157H73ZM72 157H71V159H73ZM84 158V157H83ZM109 158V157H108ZM119 158V157H118ZM39 159V158H38ZM85 159V158H84ZM125 159V158H124ZM132 159V160H133ZM66 160V159H65ZM69 160V159H68ZM67 160V161H68ZM75 160V159H74ZM73 160V161H74ZM85 160H87V159H85ZM91 160V159H90ZM121 160H123V159H121ZM3 161V160H2ZM26 161H27V159H26ZM88 161V164H89V160H87ZM92 161V160H91ZM104 161V160H103ZM119 161V160H118ZM32 162H34V161H32ZM77 163L79 162V161H76ZM86 162V161H85ZM99 162V161H98ZM120 163H121V161H119ZM129 162H131V161H129ZM28 163V162H27ZM42 163V162H41ZM68 163H70L69 161H68ZM73 163V162H72ZM93 163H95V161H93ZM100 163V162H99ZM102 163V162H101ZM112 163V162H111ZM123 163H124V161H123ZM9 164H13V168L14 169H12L11 170V168H10V166H9ZM32 164V163H31ZM37 164V163H36ZM80 164V163H79ZM103 164V163H102ZM117 165H118V167L120 166L119 165V163L117 162L116 163ZM125 164V163H124ZM124 164H122L121 163V166L120 167H123V165ZM136 164V163H135ZM0 167H1V171L3 172L2 174H3V176H4V178H5V176L7 175V179H9V178H11V179H14V176L15 175H17V176H21L22 174H24L25 173V171L22 169V168H20L19 167V162H16L15 160L13 161V162H5V163H2V162H0ZM96 165H98V163L96 164ZM105 165V164H104ZM103 165V166H104ZM102 166V165H101ZM102 166V167H103ZM125 166V165H124ZM131 166V165H130ZM26 167V166H25ZM73 167V166H72ZM83 167V166H82ZM106 167H108V166H106ZM137 167H138V165H137ZM136 167V168H137ZM75 168V167H74ZM94 168V167H93ZM104 168V167H103ZM116 168V167H115ZM27 169V168H26ZM87 169H88V167H87ZM101 169V168H100ZM106 169V168H105ZM120 169V168H119ZM139 169V168H138ZM104 170V169H103ZM122 170V169H121ZM127 170H131V171H129V172H127ZM135 170V169H134ZM105 172H108V170H104ZM103 171V172H104ZM113 171V170H112ZM117 171V170H116ZM140 171V170H139ZM111 172V171H110ZM140 173V172H138V170H136L135 171V173ZM26 173H27V171H26ZM109 173V172H108ZM107 173V174H108ZM121 173V172H120ZM134 173V172H133ZM132 173V174H133ZM5 174V175H4ZM110 174V173H109ZM123 174V173H122ZM122 174H120L121 176H122ZM125 174V173H124ZM131 174V173H130ZM131 174V175H132ZM114 175V174H113ZM112 175V176H113ZM120 176V179H122L123 178V176L121 177ZM133 176V175H132ZM139 176V175H138ZM134 177H135V174H134ZM1 179V178H0ZM136 179V178H135ZM4 181V180H3ZM121 181V180H120ZM135 181V180H134ZM4 182H6V181H4ZM9 182V181H8ZM145 182V181H144ZM148 182V183H149ZM7 183V182H6ZM13 183V182H12ZM12 183H10V184H12ZM147 183V182H146ZM149 183V184H150ZM2 184V183H1ZM3 185H4V183H3ZM21 185V184H20ZM140 185V186H139ZM144 185V184H143ZM17 186H19V185H17ZM18 188V187H17ZM21 188V187H20ZM23 188H25V187H22V190H23ZM170 188L171 189H173V191H172V193H170L169 195H167L166 194V192L168 191V190H170ZM19 189V188H18ZM19 191V190H18ZM8 197H9V192H8ZM190 198H194V202L193 203H190V202H188L187 200L188 199H190ZM5 200H7V195H3V196H1L0 195V205H1V201H2V204H4V201ZM117 207H118V212H119V216L120 217H124L125 216V214L129 211V207L125 204V203H123V202H118L117 203ZM190 209H193V210H195V212H196V215L195 216H191L190 215ZM194 220V221H190V220ZM25 226V225H24ZM24 228H27V227H24ZM6 233H7V231H6ZM0 236H1V234H0ZM6 236V235H5ZM2 237V236H1ZM4 237V236H3ZM2 237V238H3ZM4 238H6V237H4ZM16 239V238H15ZM11 240V239H10ZM54 240H55V238H54ZM53 240V241H54ZM6 241V240H5ZM8 241V240H7ZM6 241V242H7ZM14 241V240H13ZM9 242V241H8ZM17 242V241H16ZM18 242H20V240L18 241ZM17 242V243H18ZM1 243H2V239H0V247H2V245H1ZM3 243H5V242H3ZM20 243H22V242H20ZM19 243V245L20 246H18V247H13V246H17V244L16 243H14L15 245H13L12 246V248H11V245L8 243V246H10V247H8L9 249H6L4 252L3 251H0V264H23V263H21V262H18L17 260H16V254H17V252H23V251H26V247H24V246H22V244H20ZM56 243V241L55 242H53V244H55ZM6 244V243H5ZM4 244V245H5ZM13 244V243H12ZM56 246V245H55ZM6 248V247H5ZM11 248V249H10ZM25 249V250H24ZM59 249H61V248H58V250L57 249H55L56 250V253H57V251H60ZM28 251V253L26 252V255L24 254V256H27L28 257V255L30 254V255H32V256H35L32 252V254L30 253V250H27ZM54 251V250H53ZM55 252V251H54ZM74 252V251H73ZM55 253V254H56ZM59 253V252H58ZM73 254V253H72ZM75 255V254H74ZM73 255V257H75ZM56 258H58L57 256H55ZM72 257V258H73ZM29 258H30V256H29ZM55 258V259H56ZM28 259V258H27ZM59 259V258H58ZM30 260V259H29ZM31 260H32V258H31ZM33 260H35L33 263L31 262V261H29V263L31 262L32 264H37L38 262V260L37 259H35L34 257H33ZM32 260V261H33ZM57 260V259H56ZM75 260H76V258H75ZM26 261H28V260H26ZM61 261V262H60ZM52 262H54V261H50V262H47L48 264H53ZM58 264H63V259L61 260V258H60V260H57L56 261ZM75 262V261H74ZM56 264V263H55ZM72 264H74V263H72Z\"/></svg>",
	"mask_w": 264,
	"mask_h": 264
},
{
	"label": "water",
	"instance_id": "3",
	"mask_svg": "<svg viewBox=\"0 0 264 264\" xmlns=\"http://www.w3.org/2000/svg\"><path fill=\"white\" fill-rule=\"evenodd\" d=\"M211 74L226 78V93L242 87L250 95L236 106L242 124L258 120L261 112L249 80L227 63L213 66ZM144 124L198 191L205 204L203 221L181 229L169 213L141 204L125 186L82 175L67 186L76 203H59L70 225L107 264H264V138L234 140L226 162L242 181L217 184L187 169L189 162L208 157L186 119L164 121L147 114ZM95 189L104 192L87 196ZM118 202L131 209L124 217L119 216Z\"/></svg>",
	"mask_w": 264,
	"mask_h": 264
}]
</instances>
